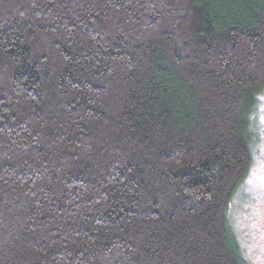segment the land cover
<instances>
[{
	"label": "trees",
	"instance_id": "trees-1",
	"mask_svg": "<svg viewBox=\"0 0 264 264\" xmlns=\"http://www.w3.org/2000/svg\"><path fill=\"white\" fill-rule=\"evenodd\" d=\"M263 89L264 0H0V264H243Z\"/></svg>",
	"mask_w": 264,
	"mask_h": 264
},
{
	"label": "rangeland",
	"instance_id": "rangeland-1",
	"mask_svg": "<svg viewBox=\"0 0 264 264\" xmlns=\"http://www.w3.org/2000/svg\"><path fill=\"white\" fill-rule=\"evenodd\" d=\"M251 114L252 166L228 207L243 264H264V89Z\"/></svg>",
	"mask_w": 264,
	"mask_h": 264
}]
</instances>
